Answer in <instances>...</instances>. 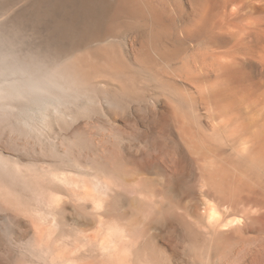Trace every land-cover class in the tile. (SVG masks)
Masks as SVG:
<instances>
[{
  "label": "bare ground",
  "instance_id": "1",
  "mask_svg": "<svg viewBox=\"0 0 264 264\" xmlns=\"http://www.w3.org/2000/svg\"><path fill=\"white\" fill-rule=\"evenodd\" d=\"M115 31L135 45L132 71L105 43ZM159 67L185 75L196 96L175 95ZM96 76L127 93L138 77L155 80L179 106L180 125L154 133L174 141L138 132L135 151L124 140L118 153L108 133L98 138H111L109 147L97 146L98 132L85 133L100 143L83 145L79 131L74 150L65 137L60 148L50 143L46 112L95 94ZM121 93L109 103L124 101ZM8 115L20 136L50 140L37 142L50 143L52 158L13 135L10 164L0 145V264H184L173 220L159 213L162 190L193 201L198 221L184 222L192 240L183 248L198 264H264V0H0V116Z\"/></svg>",
  "mask_w": 264,
  "mask_h": 264
},
{
  "label": "rangeland",
  "instance_id": "2",
  "mask_svg": "<svg viewBox=\"0 0 264 264\" xmlns=\"http://www.w3.org/2000/svg\"><path fill=\"white\" fill-rule=\"evenodd\" d=\"M119 32H120V30H119ZM115 33V34H114ZM121 33H123V34H121ZM121 33H119L118 34V32H113L110 36H108L107 38V40L105 41V43H107V44H110V46H112V47H110V48H113L112 50L115 52L116 50H115V48L118 50V52L116 53V55L119 57L120 55H121V57H122V54H124L123 55V57L125 56L126 58H125V60L123 61V62H125V65L127 66V70L129 69V71H132L131 69H134V67L132 66L133 65V57H135L136 56V54L135 53H133L135 50H134V48H135V45H131V41H130V34L128 33V36H127V32H122L121 31ZM114 34V35H113ZM116 34H117V36H116ZM124 34L126 35V36H124ZM113 35V36H112ZM119 35V36H118ZM120 37V38H119ZM110 41V42H109ZM129 42V43H128ZM113 44H114V46H113ZM123 44V45H122ZM134 46V47H133ZM132 47H133V49H132ZM126 48V49H125ZM123 51V52H122ZM119 52H121L120 54H119ZM127 52V53H126ZM193 52V50H192V48H189V46H188V48L185 50V55H186V57L188 56H190L191 55V53ZM126 54V55H125ZM133 54H134V56H133ZM121 57H119L120 59H122ZM128 57V58H127ZM132 57V58H131ZM124 59V58H123ZM122 59V60H123ZM133 59V60H132ZM161 70V71H160ZM170 70V71H169ZM167 69V71H165L164 73H163V69L162 68H158V71H159V73L160 72H162L164 75H161V76H163L162 78H164V77H166L165 79H164V81L166 82V83H168L167 85H169L170 87H171V89L173 88L172 87V85L173 86H175V84L177 85V86H175L174 88V90H178V92H177V90L175 91L176 92V94L175 93H173V94H175V95H179V94H181L183 97H185V98H193L192 96L193 95H195L196 96V94H195V92L194 91H192V89L189 87V85H191L190 83V81L188 82L187 80L188 79H186V76L184 75V77H185V79H184V77H183V74L181 75L179 72L176 74V72L175 71H172L171 69ZM169 71V72H168ZM168 72V73H167ZM170 72H172V73H170ZM174 72V73H173ZM162 73H160V74H162ZM170 73V74H169ZM173 74V75H172ZM170 75H172L171 77H170ZM176 75H181V76H179V77H177ZM177 77V78H174V77ZM181 77H182V79H181ZM167 78H169V80L167 79ZM172 78V79H171ZM96 79V80H95ZM144 79L145 78H141V77H138V79L136 80V82H137V85H141V86H136V84H135V86L138 88V89H140V92H139V94L137 95V94H135L136 93V91L138 92L139 90L138 89H136V91H128V93L126 92V90L125 89H123V91H121L122 90V87L120 88L119 86L120 85H118V84H120L117 80H114V79H110L109 77H105V76H96L94 79H93V83H92V85L93 86H91L92 88H91V92L92 93H95V94H92V96H88V98H81L79 101H77L75 104H77V105H75V104H73L72 105V103L69 105V107H63L64 109H65V111H66V113H65V111H62L63 110V108H61L60 109V111L58 112V114H61V115H59L58 117H57V120H56V118H55V116L56 115H58L57 113H51V112H49V111H47L46 113H47V115H46V117L43 119V122L41 121V123L42 124H44V125H46V127L45 126H43V127H45V128H47V127H49V125H50V127H51V124H54V125H52V127H51V129L52 130H50L49 128V130L48 129H45L44 128V130L47 132L48 131V133L49 134H56V136H49L50 137V143L53 141L55 144H57V146L60 148V147H62V146H60L61 145V142H60V139H62V137H65V139H64V141H62L63 143H69V146H67L68 145V143H67V148H69V150L72 148V146L74 145L73 144V142H72V140H74L73 138H76L77 136H78V140L79 139H81L83 136V138L81 139L82 140V142H81V140L79 141V142H81L82 144L84 143V144H86L87 142H89V140H88V137L90 136L91 137V135L93 134V135H95V133H97L98 132V134L96 135L97 136V138L99 137V136H101L102 137V135L103 136H105V137H107L106 135H104V134H107L108 135V138L111 136V138L112 139H114V140H112V141H114L115 142V144H114V147H113V145L111 146V147H113V151H114V149L115 150H117V148H118V146L116 147V144L117 145H119V148H120V146L122 147V145H123V141L124 140H126L125 141V143L126 142H128V143H124L125 145H128L129 144V147H130V150H131V148H132V150H134V149H136L138 146H136L134 143H133V140L131 139V138H133L132 136H134V135H137V133L138 132H140V133H138V134H140V135H147V133H148V135L147 136H150V138H151V140H156L158 143H165V144H171V142L172 141H174V138L175 137H173V135L170 137V136H156L155 135V133L154 132H156V130H159V132H161L162 130H163V132H169V130H170V128H171V131H174V129H173V127H175L176 128V126L178 127V125H180V120H179V122H174V120H176L177 119V117L175 116L176 114H174V113H176L175 111L176 110H179L178 109V105H177V103L175 102V101H173V100H171V97L172 96H169L168 94V92H166V91H163V90H161L160 88L158 89L156 86H157V84H156V81L154 80H152L151 78L149 79V78H147L146 77V81L148 82V83H146V81H144ZM148 79V80H147ZM174 79V80H173ZM103 80V81H102ZM105 80H107V82L105 81ZM150 80V81H149ZM176 80V81H175ZM178 80V81H177ZM181 80H183V81H181ZM115 81V82H114ZM153 81V82H152ZM170 81V82H169ZM173 81V82H172ZM117 82V83H116ZM144 82V83H143ZM151 82V83H150ZM171 82L173 83V84H171ZM182 82V83H181ZM153 83H154V85H153ZM171 85H170V84ZM152 85L151 87L149 86V85ZM117 85H118V88H117ZM95 86V87H94ZM98 87V88H97ZM144 87H146L145 89H146V91H145V89H144ZM149 87V88H148ZM157 88V91L154 89H151V88ZM178 87V88H177ZM182 88V89H181ZM119 89V90H118ZM98 90H101L102 91V94H100V92L98 91ZM180 90H181V92H180ZM108 91V92H107ZM114 91H116L117 93H115ZM119 91V92H118ZM125 91V92H124ZM143 91L146 93H143ZM154 91H156V93L157 94H155L154 93ZM161 91H162V95H161ZM99 94H98V93ZM106 92L109 96H111L110 98L108 97V95L105 93V95L107 96V100H104L105 98H106V96H104V93ZM122 92V93H121ZM130 92H135V93H131L130 94ZM151 92H152V95H151ZM158 92H160V95H159V93ZM122 94V96H123V98H124V101L122 100L121 102L120 101H116V100H113L114 102L116 101V103L115 104H113L112 102H111V104L109 103L110 102V100H111V98H113L114 97V95L115 96H117V98H118V96H120L121 97V95H119V94ZM165 93V94H164ZM177 93H179V94H177ZM185 93V94H184ZM98 94V95H97ZM113 96H112V95ZM126 94V96H124ZM155 94V95H154ZM89 95H91L90 93H89ZM146 95V96H145ZM158 95V96H157ZM165 95V96H164ZM180 95V96H181ZM187 95V96H186ZM97 96H99V97H97ZM157 96V97H156ZM181 96V97H182ZM191 96V97H190ZM118 98L119 100H121V98ZM178 97V96H177ZM103 98V99H102ZM109 98V99H108ZM122 98V99H123ZM169 98V99H168ZM84 99H85V101H84ZM99 99L101 100V101H99ZM114 99V98H113ZM117 99V100H118ZM195 99V98H194ZM83 100V101H82ZM91 100V101H90ZM81 101H82V104H81ZM88 103H87V102ZM108 101V102H107ZM112 101V100H111ZM173 101V102H172ZM85 102L87 103L86 105H85ZM118 102V103H117ZM119 102H120V104H119ZM89 104H91L92 106H90ZM83 105V106H82ZM77 106V107H76ZM80 106V107H79ZM85 106V107H84ZM89 107V108H88ZM99 107H100V109H99ZM70 108V109H69ZM82 108H84V109H82ZM88 108V109H87ZM177 108V109H176ZM67 109H69V110H67ZM73 109H75L74 111H73ZM92 109V110H91ZM81 110H83V111H81ZM87 110V111H86ZM166 110V111H165ZM67 111H69V112H67ZM75 111H78V113L77 112H75ZM82 113H80V112ZM49 112V113H48ZM63 112L66 114V116H65V114H63ZM75 112V113H74ZM178 112V111H177ZM202 112H204V111H202ZM69 113V114H68ZM78 114V116L77 115H75V116H77L76 118H75V116H74V114ZM170 113V114H169ZM49 114V115H48ZM63 114V115H62ZM71 114V115H70ZM174 114V115H173ZM199 114V113H198ZM51 115V116H50ZM69 115V117L70 118H67V116ZM171 115H173V116H171ZM48 116V117H47ZM54 116V117H53ZM61 116V117H60ZM63 116V117H62ZM74 116V118H72ZM0 117H2V119L3 118H5L6 119V125L4 124V123H2V120H1V118H0V145L2 146V145H4V146H2L4 149H6L7 147H8V152H6L5 154V156H6V158H7V161H9L8 163H12V161H13V154H15V151L13 152V154H12V151L16 148V146H17V142H18V138L17 137H19V142L20 143H22V144H26V146L28 145L29 146V148H28V146H27V150L29 151V152H32V150H34V149H36L35 150V152L33 151L32 152V154H33V156L36 154V152H37V154H39L40 156L39 157H41V158H43L42 157V155H44L45 153H47L48 151H50V143H44L45 144V146H43L44 148H45V150H42V149H44V148H42L41 147V144H43V143H41V142H45L46 140H41L39 137H37V136H26V135H24V136H20V134H19V132H18V130H17V126H16V124H17V122H16V119L13 117H11L10 118V116L8 115V116H0ZM7 117H8V119H7ZM53 117V118H52ZM62 119V118H64L65 117V119H63V120H60V118ZM168 117H170V118H168ZM48 118H50L49 119V121H47V122H44V121H46V120H48ZM172 118V119H171ZM174 118H176V119H174ZM192 118V116L189 118V119H191ZM11 119V120H10ZM69 119H72V121L71 122H69L70 120ZM170 119V120H169ZM174 119V120H173ZM13 120H14V122H13ZM64 120H66V124H67V122H68V125H65V121ZM3 121H5L4 119H3ZM52 121L54 122V123H52ZM61 121V122H60ZM13 122V123H12ZM61 123L60 125L58 124V123ZM169 122V123H168ZM8 123H9V125H8ZM15 123V127L14 128H12V129H14V130H10L11 128H10V125L12 124H14ZM40 123V124H41ZM46 123H51V124H49V125H47ZM62 123H64V125H63V127H62ZM172 123H173V125H172ZM177 123H179L178 125H177ZM168 124H171L169 127L167 126ZM192 124H194L195 125V122L194 123H192ZM11 125V126H12ZM65 126V127H64ZM168 127V131H166V129H167V127ZM8 127V128H7ZM180 127V126H179ZM7 130H6V129ZM148 128V129H147ZM9 129V130H8ZM177 129V128H176ZM175 129V130H176ZM179 129V128H178ZM177 129V130H178ZM89 130V131H88ZM50 131H53L52 133L50 132ZM73 131V132H72ZM79 131H80V133H79ZM7 132H9V134L7 133ZM12 133V137L10 136L11 135V133ZM57 132V133H56ZM68 134H67V133ZM83 134H82V133ZM85 132H95V133H92V134H86ZM134 132V133H133ZM136 132V133H135ZM158 132V131H157ZM7 133V134H6ZM60 133V134H59ZM72 133V134H71ZM77 133H79V134H82L83 136H80V135H78ZM121 133V134H120ZM124 133V134H123ZM129 133V134H128ZM143 133V134H142ZM162 133V132H161ZM73 134H77L76 135V137H75V135H73ZM102 134V135H101ZM114 134V135H113ZM120 134V135H119ZM123 134V135H122ZM157 134V133H156ZM163 134V133H162ZM10 136L12 139H13V141H12V139H10V137H8V136ZM13 135H15L14 136V138H15V142H14V138H13ZM59 135V136H58ZM65 135V136H64ZM70 135H71V138H69L70 137ZM92 135V140H94V136ZM115 135H117L116 137H115ZM126 135H128V136H126ZM6 136V137H5ZM58 136V137H57ZM74 136V137H73ZM86 136H88V137H86ZM114 136V137H113ZM120 136V137H119ZM122 136V137H121ZM155 136V137H154ZM23 137H25L24 139H27V138H29L28 140H22L23 139ZM37 139H36V138ZM54 137V138H53ZM73 137V138H72ZM81 137V138H80ZM159 137H162V138H160L159 139ZM7 138H8V140H7ZM32 138V139H31ZM90 138V139H91ZM103 138V137H102ZM108 138H106L107 140H110L111 141V138L110 139H108ZM121 138V139H120ZM125 138V139H124ZM129 138H130V140H129ZM155 138V139H154ZM39 139V141L41 140V144H38L39 143V141L37 142V140ZM75 140V141H78V140ZM84 139V140H83ZM85 139H86V142H85ZM99 139V138H98ZM95 139L96 140V142L95 141H92V140H90V141H92V142H90V143H87V144H92L93 142H95V143H97L99 140H103V142L102 143H100L101 141H99V143H100V145H98L97 144V146H101L102 144H105L106 143V145L109 147L111 144L110 143H112V142H105L104 143V141L106 140L105 138V140L104 139ZM118 139V140H117ZM119 139H120V142H119ZM17 140V141H16ZM35 140V141H34ZM57 142H56V141ZM59 140V141H58ZM115 140H117L118 142H116ZM129 140V141H128ZM159 140H160V142H159ZM162 140V141H161ZM176 141L178 140L177 138L175 139ZM9 143H8V142ZM10 141H11V143H10ZM34 141V144L32 143V144H30L31 142H33ZM48 140H47V142H49ZM67 141V142H66ZM132 141V142H131ZM6 142V143H5ZM36 142V143H35ZM53 142H52V144H53ZM59 142H60V144H59ZM170 142V143H169ZM2 143V144H1ZM14 143V144H13ZM28 143V144H27ZM131 143H133L132 145H134L133 147H132V145H131ZM11 144V145H10ZM13 144V145H12ZM16 144V145H15ZM43 144V145H44ZM55 144H53V145H55ZM59 144V145H58ZM72 146H71V145ZM83 144V145H84ZM86 144V145H87ZM122 144V145H121ZM9 145V146H8ZM32 145H35V147L33 148V146ZM40 146V148H39V146ZM47 145V146H46ZM49 145V146H48ZM64 145V144H63ZM92 145H94V144H92ZM131 145V146H130ZM11 146V147H10ZM36 146H38V149H39V151H40V153H38V149H37V147ZM103 146H105V145H103ZM106 146V148H108ZM31 147V148H30ZM128 147V148H129ZM136 147V148H135ZM10 148V149H9ZM42 148V149H41ZM49 150H48V149ZM64 148H65V146H64ZM63 148V150H62V148L61 149H59V152H61L62 153V151L64 152L65 151V149ZM67 148H66V151H69V150H67ZM75 148H76V146H75ZM134 148V149H133ZM17 149V148H16ZM58 149V148H57ZM109 149V148H108ZM112 149V148H111ZM10 150V151H9ZM12 150V151H11ZM42 150V151H41ZM71 150H74V148L73 149H71ZM76 150V149H75ZM119 150V149H118ZM116 151V152H118L119 153V151ZM131 150V151H132ZM135 151V150H134ZM44 152V153H43ZM110 152H112V150H110ZM115 152V151H114ZM113 153V152H112ZM11 154V155H10ZM49 154H52V153H47V156H45L44 155V158H46V157H48V155ZM36 156H38V155H36ZM51 158H52V155H49ZM50 157H48V158H50ZM172 158H171V161L172 162H174L175 160H174V157L173 156H171ZM48 158H46V159H48ZM49 160V159H48ZM154 176V177H153ZM144 177V176H143ZM158 179H157V178ZM153 180H152V179ZM160 178H161V176H156V175H151L150 176V179L152 180V186H158L159 187V185L157 184L158 183V181L160 182L161 180H160ZM161 200L163 199V201L164 202H168V205H166V206H164V207H162L161 208V212H159V213H162V212H169V214H170V217H171V220H173L172 222H173V224L175 225V227H176V229H175V233H174V237H173V240H174V243L176 244V246H177V248L179 249V251L180 252H182V255L184 256V258H185V260H186V262L184 263V264H198L200 261H199V258L198 257H196V256H194V255H192V254H190V253H188L187 251H185L184 250V248H183V246L184 245H186L188 242H190L189 240H192L191 239V236L189 235V231L186 229V227L184 226V222H191V223H197V221H198V217H197V214L196 215H194L196 212H195V210H194V207H190L192 204H193V201L191 200V198L190 197H182V198H176V197H174L173 199H172V196H173V194L171 193V192H166L165 190H162L161 191ZM185 200V201H184ZM174 201V202H173ZM182 209V212L184 213V212H186V215L188 214H190L189 215V219H185V215H183V213H181L179 210V213H180V216L178 215L179 213L177 212H175V211H177V209H180V208ZM184 209V210H183ZM172 211V212H171ZM175 213H174V212ZM192 212H193V214H192ZM171 213H172V215H171ZM157 214V213H156ZM191 214H192V217H191ZM179 216V217H178ZM193 217H194V219H195V221H194V219H193ZM195 217H197V218H195ZM196 219H197V221H196ZM187 220V221H186ZM194 221V222H193ZM140 229H142L143 231H144V233H146L147 234V231H149V233L150 232H153V230L154 229H150V230H148L147 228L145 229V226L143 225ZM151 234V233H150ZM245 237H248V235H246ZM239 238V240H241V238L240 237H238ZM238 238H236V242L238 241V243H239V240H238ZM247 239V238H246ZM250 239V238H249ZM149 242L151 243V244H155V242H154V240H152V238L150 237V240H149ZM153 242V243H152ZM192 257V258H191ZM213 264V263H212Z\"/></svg>",
  "mask_w": 264,
  "mask_h": 264
}]
</instances>
